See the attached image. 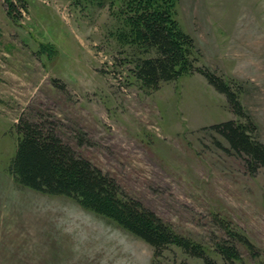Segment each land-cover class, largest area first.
<instances>
[{"label":"rangeland","instance_id":"rangeland-1","mask_svg":"<svg viewBox=\"0 0 264 264\" xmlns=\"http://www.w3.org/2000/svg\"><path fill=\"white\" fill-rule=\"evenodd\" d=\"M113 10L0 0V264H205L175 246L154 258L148 244L73 199L17 185L9 168L19 119L52 129L210 261L264 264V168L250 173L211 129L251 122L264 145V0L175 8L195 67L237 91L245 118L198 72L142 86L135 66L152 52L123 43ZM221 245L238 258L224 260Z\"/></svg>","mask_w":264,"mask_h":264},{"label":"trees","instance_id":"trees-1","mask_svg":"<svg viewBox=\"0 0 264 264\" xmlns=\"http://www.w3.org/2000/svg\"><path fill=\"white\" fill-rule=\"evenodd\" d=\"M98 7L108 6L121 22L119 38L152 52L139 59L135 78L142 86L156 90L161 83L174 81L181 75L198 72L215 91L224 95L233 113L245 118L237 91L207 69L195 67L197 50L190 36L175 20L178 0H87ZM211 129L228 144L226 152L243 157L250 173L264 168V145L253 139L255 128L235 121L214 125ZM18 143L9 172L17 185L34 191L71 198L85 210L113 222L137 237L159 256L170 246L180 248L205 264L210 261L204 250L173 230L139 201L125 195L114 179L79 157L55 132L44 124L19 119L16 125ZM243 246L253 251L245 238L233 235ZM224 260L238 258L234 246L221 245Z\"/></svg>","mask_w":264,"mask_h":264}]
</instances>
